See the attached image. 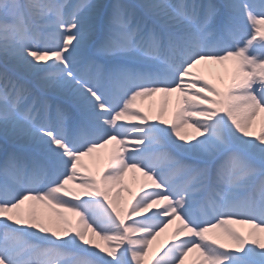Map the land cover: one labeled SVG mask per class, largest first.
I'll return each mask as SVG.
<instances>
[{"label": "snow or ice", "instance_id": "obj_1", "mask_svg": "<svg viewBox=\"0 0 264 264\" xmlns=\"http://www.w3.org/2000/svg\"><path fill=\"white\" fill-rule=\"evenodd\" d=\"M228 62L224 90L194 71ZM173 93L170 125L137 107ZM262 114L264 0H0V264H145L173 224L155 264H264Z\"/></svg>", "mask_w": 264, "mask_h": 264}, {"label": "bare ground", "instance_id": "obj_2", "mask_svg": "<svg viewBox=\"0 0 264 264\" xmlns=\"http://www.w3.org/2000/svg\"><path fill=\"white\" fill-rule=\"evenodd\" d=\"M231 68L232 62H228L227 70L225 65L210 64L198 66V68L194 71H197L200 75L204 76V78L207 79L211 84H215L218 88L224 90L230 80ZM165 99L168 100V104L164 113V119L170 125L174 120V113L177 108L183 107V104L180 102L182 98L180 97L179 93H173L170 97L167 98L164 97L163 94H157V96L155 97L141 98L137 100L136 104L137 107L142 109V111L149 116L150 123H156V117L159 113L160 105ZM262 116H264V114H262ZM250 131L254 134L260 133V119L254 122L253 127ZM183 132L194 134V130L189 127L183 128ZM113 147L114 145L110 144L108 145V147L99 149L97 152L92 153L90 156L84 157L82 159V165H84V167L80 169L81 173L85 176H95L97 179H99L101 177V174L105 170ZM0 156H2V152H0ZM142 179L143 178L140 177L139 173L129 172L126 175L123 183L121 185H117L113 189V193H115L116 191H120L122 200L126 204L127 202L132 200V196L129 194V190L131 193H136L139 189L140 181ZM69 187L75 189V187H73L71 184L69 185ZM82 199H84V197H82ZM35 207L38 211L48 214L45 210L46 207L44 205L35 203ZM64 214L65 217L72 223V225L75 226L78 217L71 212H64ZM53 219L56 218L53 216ZM174 227L175 224L170 225L168 229H166L164 232H161L160 235L156 237L148 250V256L145 258V264H155V260L153 258H158L159 254H162V252L166 250V248L170 245V243L172 242L171 235ZM230 227L235 228L242 234H246L248 231V228L245 225H230ZM211 235L214 234H210V236ZM221 239L224 243L231 244V241L226 236H221ZM96 242L102 245L104 244V242L100 241L99 238H97ZM195 255V253L190 254V257L188 258L186 264H191V262L195 259Z\"/></svg>", "mask_w": 264, "mask_h": 264}, {"label": "rangeland", "instance_id": "obj_3", "mask_svg": "<svg viewBox=\"0 0 264 264\" xmlns=\"http://www.w3.org/2000/svg\"><path fill=\"white\" fill-rule=\"evenodd\" d=\"M73 187H75V189L74 190H76V191H83V190H81V189H78V188H76V185L75 184H71ZM45 210L47 211V213L50 215H53V213L48 209V208H45ZM63 212V211H62ZM63 215L65 216V214H64V212H63Z\"/></svg>", "mask_w": 264, "mask_h": 264}]
</instances>
